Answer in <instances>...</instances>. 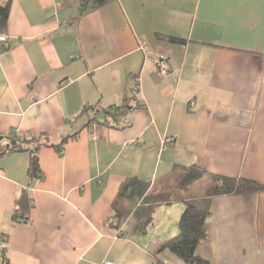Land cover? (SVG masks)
<instances>
[{
    "label": "crops",
    "instance_id": "1",
    "mask_svg": "<svg viewBox=\"0 0 264 264\" xmlns=\"http://www.w3.org/2000/svg\"><path fill=\"white\" fill-rule=\"evenodd\" d=\"M79 15V0L12 3L0 136L77 137L41 148L32 185L29 151L0 158V264H153L185 204L161 206L146 234L131 218L119 235L112 203L131 176L163 190L179 164L264 184V0H112L72 21ZM137 87L135 107L115 116ZM22 188L35 207L15 223ZM211 211L199 255L264 264V191L217 196ZM160 257L184 264L168 250Z\"/></svg>",
    "mask_w": 264,
    "mask_h": 264
},
{
    "label": "trees",
    "instance_id": "2",
    "mask_svg": "<svg viewBox=\"0 0 264 264\" xmlns=\"http://www.w3.org/2000/svg\"><path fill=\"white\" fill-rule=\"evenodd\" d=\"M112 0H79L80 15L72 19L77 21L81 15L93 11ZM13 0H0V34H5L8 29L9 15ZM173 41L184 42L185 39L168 37ZM3 43V42H0ZM133 97H125L123 103L115 106L114 115L123 114L133 109L132 100H137L136 92ZM137 106H142L139 104ZM0 140V158L11 151H29L31 160L29 177L32 185L35 180L43 176L40 165L39 152L42 147H61L70 138L77 137V133L64 137L60 143L52 142L51 137L44 134H31L24 138L16 135L3 136ZM207 175L208 183L203 181ZM167 185L163 190L158 189L159 183L152 186L151 181H145L137 176L127 178L112 203L113 214L110 226L120 229L129 219L133 218L131 231L146 234L153 225L158 209L163 205L174 202H183L185 209L179 220V232L172 238L164 241L158 249L153 264H169L163 261L160 253L168 250L180 258L184 264H211L198 253L199 245L207 240L209 235V220L212 216L211 204L213 198L230 194H250L264 191V184L244 177H231L210 173L200 166L175 165L170 173L165 176ZM199 193V196H190ZM35 207L34 198L29 188H22L19 192L14 208L12 220L15 223H28L31 220V210ZM119 230V235L121 234ZM8 264V263H6Z\"/></svg>",
    "mask_w": 264,
    "mask_h": 264
},
{
    "label": "built area",
    "instance_id": "3",
    "mask_svg": "<svg viewBox=\"0 0 264 264\" xmlns=\"http://www.w3.org/2000/svg\"><path fill=\"white\" fill-rule=\"evenodd\" d=\"M8 40V37L6 34H0V42L6 43ZM161 59L159 60V72L161 75H166L172 70V65L170 63L169 57L167 56H161ZM98 136L97 127L95 128V134L94 137ZM100 264H120L113 262L111 260H105Z\"/></svg>",
    "mask_w": 264,
    "mask_h": 264
},
{
    "label": "water",
    "instance_id": "4",
    "mask_svg": "<svg viewBox=\"0 0 264 264\" xmlns=\"http://www.w3.org/2000/svg\"><path fill=\"white\" fill-rule=\"evenodd\" d=\"M4 137L3 136H0V140H2Z\"/></svg>",
    "mask_w": 264,
    "mask_h": 264
},
{
    "label": "rangeland",
    "instance_id": "5",
    "mask_svg": "<svg viewBox=\"0 0 264 264\" xmlns=\"http://www.w3.org/2000/svg\"><path fill=\"white\" fill-rule=\"evenodd\" d=\"M120 233V232H119ZM183 263V262H182Z\"/></svg>",
    "mask_w": 264,
    "mask_h": 264
}]
</instances>
